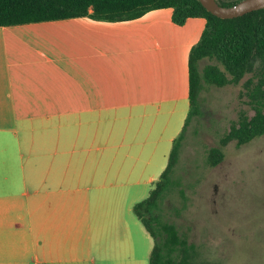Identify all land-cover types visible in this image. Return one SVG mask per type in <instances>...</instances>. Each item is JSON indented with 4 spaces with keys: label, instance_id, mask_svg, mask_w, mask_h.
Masks as SVG:
<instances>
[{
    "label": "crops",
    "instance_id": "obj_1",
    "mask_svg": "<svg viewBox=\"0 0 264 264\" xmlns=\"http://www.w3.org/2000/svg\"><path fill=\"white\" fill-rule=\"evenodd\" d=\"M204 23L158 7L0 26V264H148L132 205L185 121Z\"/></svg>",
    "mask_w": 264,
    "mask_h": 264
},
{
    "label": "trees",
    "instance_id": "obj_2",
    "mask_svg": "<svg viewBox=\"0 0 264 264\" xmlns=\"http://www.w3.org/2000/svg\"><path fill=\"white\" fill-rule=\"evenodd\" d=\"M222 6L238 0H216ZM170 7L172 20L181 24L186 18L205 20L197 42L190 48L188 66V110L181 131L173 139L167 162L145 198L132 205V213L152 239L148 264H194L197 246L185 232L165 220L160 210L163 198L177 191L174 179L184 130L191 119L201 115L202 90L239 85V108L217 138L205 149L203 167L211 168L223 158V147L233 142L242 146L264 135V8L233 18H220L206 11L198 0H0V26L25 24L68 17L89 16L100 20H128L147 10Z\"/></svg>",
    "mask_w": 264,
    "mask_h": 264
},
{
    "label": "rangeland",
    "instance_id": "obj_3",
    "mask_svg": "<svg viewBox=\"0 0 264 264\" xmlns=\"http://www.w3.org/2000/svg\"><path fill=\"white\" fill-rule=\"evenodd\" d=\"M238 89L200 92L201 115L184 130L173 172L184 197L173 191L160 205L163 218L197 246L194 264H264V135L239 147L229 142L211 168L202 163L236 117Z\"/></svg>",
    "mask_w": 264,
    "mask_h": 264
},
{
    "label": "water",
    "instance_id": "obj_4",
    "mask_svg": "<svg viewBox=\"0 0 264 264\" xmlns=\"http://www.w3.org/2000/svg\"><path fill=\"white\" fill-rule=\"evenodd\" d=\"M198 1L206 11L220 18H233L253 10L264 8V0H238L228 6H222L216 0Z\"/></svg>",
    "mask_w": 264,
    "mask_h": 264
}]
</instances>
